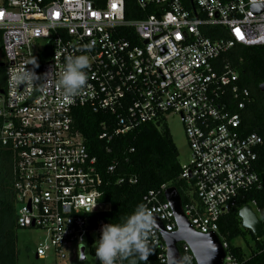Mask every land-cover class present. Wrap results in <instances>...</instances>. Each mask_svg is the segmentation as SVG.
<instances>
[{"label": "built area", "instance_id": "built-area-1", "mask_svg": "<svg viewBox=\"0 0 264 264\" xmlns=\"http://www.w3.org/2000/svg\"><path fill=\"white\" fill-rule=\"evenodd\" d=\"M134 2L159 13L126 20L124 0L102 5L0 0V149L10 157L16 226L45 233L35 248L37 259L50 252L52 264H58L71 246L77 258L90 247L93 264H99L94 242L106 224L100 215L108 205L100 201L96 159L73 129V110L89 107L112 115V133L102 125L99 136L107 141L141 124L166 125L167 117L176 115L190 152L179 175L191 198L182 205L184 216L193 231L217 236L224 250L221 264H241L220 236L218 221L243 193L261 187L255 171L261 139L244 134L240 115L229 112L228 98L241 110L249 93L220 57L235 45L264 47V9L255 8L264 0ZM80 54L89 58L86 85L68 97L58 73L66 56ZM24 68L38 77L34 84L10 87L9 74ZM166 188L148 191L143 205L172 234L174 212L159 199ZM147 241L156 264H167V247L155 226ZM176 246L182 264H197L186 243ZM116 264L132 263L117 258Z\"/></svg>", "mask_w": 264, "mask_h": 264}, {"label": "trees", "instance_id": "trees-1", "mask_svg": "<svg viewBox=\"0 0 264 264\" xmlns=\"http://www.w3.org/2000/svg\"><path fill=\"white\" fill-rule=\"evenodd\" d=\"M102 5L104 0H92ZM125 19L138 20L148 15L158 14L156 7L145 10L138 8L134 0H124ZM207 35L211 38L215 36ZM0 52V65L2 63ZM221 65H228L238 76V86L246 88L249 101L239 110L236 101L228 98L229 112L238 113L241 130L244 134L255 133L261 139L257 148L255 171L261 182L259 189L253 188L243 193L235 207L218 221V232L229 244L231 253L241 264H264V240L256 239L250 231L241 227L238 210L245 205H254L255 213L262 224L264 233V92L258 86L264 83V47H245L235 45L220 57ZM4 85L3 67L0 66V88ZM72 126L83 140L87 152L96 159L97 189L100 201L108 205L101 213L106 223H118L130 214L138 204H144L148 191H158L162 185L175 187L184 206L191 198L187 194V185L179 179L181 172L177 161V152L166 125L141 124L124 135H113L107 141L99 139L102 125L111 134L114 129L112 115L106 112H92L89 107H78L72 113ZM112 167V170L109 168ZM122 179L123 182L118 183ZM133 180L129 182V180ZM12 175L9 154L0 149V264H17L15 249L16 214L12 198ZM161 201L163 195L159 196ZM249 236V254L239 246L232 245L236 238ZM123 262L156 264L155 252L149 251L146 260L135 256L120 258Z\"/></svg>", "mask_w": 264, "mask_h": 264}, {"label": "clouds", "instance_id": "clouds-1", "mask_svg": "<svg viewBox=\"0 0 264 264\" xmlns=\"http://www.w3.org/2000/svg\"><path fill=\"white\" fill-rule=\"evenodd\" d=\"M94 42L86 47L90 49ZM89 58L85 54L65 57L63 68L58 73L57 83L64 95L76 96L86 85V69ZM38 77L31 69H20L9 74V86L31 87ZM154 226V218L143 204L123 217L118 223L101 225L98 239L95 240V256L99 264H116L117 258L135 256L138 260L147 259L149 247L147 237Z\"/></svg>", "mask_w": 264, "mask_h": 264}, {"label": "water", "instance_id": "water-1", "mask_svg": "<svg viewBox=\"0 0 264 264\" xmlns=\"http://www.w3.org/2000/svg\"><path fill=\"white\" fill-rule=\"evenodd\" d=\"M255 8H259L258 11H261L264 9V5ZM258 88L261 92H264V83L260 84ZM163 198L169 203L171 210L174 212L176 224V231L169 234L165 233L161 223L154 219V226L159 230L167 247V264H182L176 246L179 242H184L188 245L197 264H221L224 250L217 236L214 234L203 235L192 230L184 216L181 198L176 188H166L163 192ZM238 218L243 229L250 231L254 238L260 239L262 224L250 205H245L238 210Z\"/></svg>", "mask_w": 264, "mask_h": 264}, {"label": "rangeland", "instance_id": "rangeland-1", "mask_svg": "<svg viewBox=\"0 0 264 264\" xmlns=\"http://www.w3.org/2000/svg\"><path fill=\"white\" fill-rule=\"evenodd\" d=\"M166 126L170 138L177 152V161L180 166L185 165L189 160V149L184 135L183 125L176 115H170L166 119ZM252 209L255 208L252 206ZM15 249L17 255V264H52L50 252L46 253L45 259L35 258V248L38 242L45 237L43 231L32 228H18L16 230ZM248 244H251L249 236L245 239L236 238L232 241V245L241 247L246 255L249 254ZM65 261L58 264H93V254L90 252V247H86L84 258H77L75 247L71 246ZM74 252V253H73Z\"/></svg>", "mask_w": 264, "mask_h": 264}, {"label": "snow or ice", "instance_id": "snow-or-ice-1", "mask_svg": "<svg viewBox=\"0 0 264 264\" xmlns=\"http://www.w3.org/2000/svg\"><path fill=\"white\" fill-rule=\"evenodd\" d=\"M236 32H237V35L239 36L240 35L239 30H236Z\"/></svg>", "mask_w": 264, "mask_h": 264}]
</instances>
